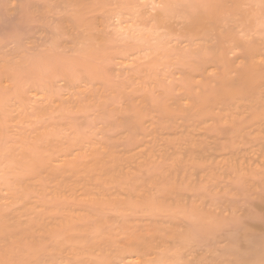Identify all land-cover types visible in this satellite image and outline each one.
Masks as SVG:
<instances>
[{
    "label": "rangeland",
    "instance_id": "rangeland-1",
    "mask_svg": "<svg viewBox=\"0 0 264 264\" xmlns=\"http://www.w3.org/2000/svg\"><path fill=\"white\" fill-rule=\"evenodd\" d=\"M116 1L117 0H109L107 2L108 5H106L103 3L104 1L102 2L101 0H98V1L97 0H81V2L84 3L83 4L84 9L82 8L83 10L81 12L82 13L81 15H80V12H77L78 10L81 11V9H78L77 11L75 9L76 13H73L72 10H74L75 7L72 6L71 12L73 13L74 18L77 19V20H74L73 15L69 16V14H72V13L68 12L70 11L68 9H70L71 7L68 8L67 4L71 6L73 3V2L71 3V1L69 3V0L68 2L67 0L66 1H63V0L62 1L61 0H0V105L4 106V107L0 106V112H1L0 115H2V117L0 116L1 118L0 120L1 121L0 122V135H1L0 136V147H1L0 156H3L2 155L3 153L1 154V152L5 153L3 156V159L0 157V164L3 163L1 164L2 167L5 166V164H7V161H8L7 157L9 156L8 153H10L9 148L11 151L14 150L13 148L15 149L18 148L17 152L22 153L25 157H28V154H29V158L41 157L43 154L49 155V156L51 155L50 156L51 159L50 157L47 156L49 159L48 165H45L44 168L40 170L39 172L40 175L38 173L37 175L38 177L36 179L35 178L32 179V177H28L26 175H25L26 177L21 178V182H19L21 187H23V185H27L31 191L26 201L21 202L22 204H20V202L18 204L8 203V201L6 200L8 199L7 193L9 189L8 187L7 188L5 187L6 186L11 187L13 184L5 185L4 183L8 181L7 184H9L12 181L14 182L15 180L12 179V176L9 174L10 172L6 171L5 167L3 171L1 170L2 168L0 169V171L4 172L3 174L4 177L0 176V185L4 186V187L2 186L0 187L1 188L0 189V193H1L0 194V212L2 213V217L3 215L6 217V218L5 217L3 218L4 220L8 219V221H10V222L7 221V224H9V228L7 229L8 231L7 234H9L10 232V234L12 233L14 235H17L15 237L13 235L11 238L10 235L5 234L4 236L6 240L4 239V236L0 238V254L2 253L1 254L2 257L0 256V258H2L0 259V262L7 263L8 261L11 264L12 261L17 260V257H19L18 258L19 261L18 260L17 261L22 262L23 258L25 259L27 255L32 254L31 251L34 247L31 245L37 243V246L39 245L42 248L44 247L43 251L45 249L46 251L49 250L48 251L49 254L50 252L52 254V252L55 251V254L54 253L52 254L53 255L52 258L56 260H58L59 258L60 259L63 258L62 261H64V263L65 261H67L68 263L71 262L70 260L68 261V259H72L73 257L77 258V254L75 252L77 251L79 252L80 248H82L83 246L80 252L83 254L85 248L86 249L89 248L86 253L84 252L85 253L84 255L85 257H88V258L90 256V259L92 258L91 261L95 259V264H103L102 262H104V264L106 263L107 264L108 263L122 264V261H123V264H129V261H131L130 264H136V263L140 264L138 262L139 261L141 262V260H138V258L139 259L141 258L142 260L145 258L146 262L144 264H150V262L151 261L153 262V260H154L153 262L154 264H162V262L163 263L165 262L164 264L166 263L172 264L173 262L174 263L176 262V264H179L181 260H182L181 261L182 263L180 264H194V263L204 264V262L205 264H212V263L213 264H217V263L218 264H237V262L240 264H243L242 262H244V264H247L249 259L252 260V258H254L253 255H252L253 257L250 258L251 254L248 255L250 251L249 252H246V251L250 250L251 247H254V246H251V243L253 242V238L255 234L257 233L255 237L256 241L260 240L261 238H264V236L261 237V235H263V232H264L263 231L264 230V227H263V224H264V212H263L264 211V135H263L264 134V112H263L264 111V81L260 82V84L255 86L252 89V91L245 92L243 90V92L241 91L242 93L239 92L238 95H236L234 98L232 97L230 100L216 98L215 93L217 91L214 92V90L218 89L219 85L223 81L224 82L234 81L237 78V76L241 74L240 71L242 72L243 71L242 69L248 65V62L253 61V64H256L257 66L259 65L261 69L264 68L263 67L264 49H262V45L264 46L263 44L264 43V33L263 34L260 33L261 29L258 32L257 30L255 32L253 28L251 29L252 34L248 33L246 30L244 31L243 28L240 29L241 26H239L238 28L237 22L236 21L233 22L234 21L233 19H228V18L227 20L221 19V17L223 16H220L218 17L219 19H217L218 24L215 27L218 29L216 30L217 32L214 31L215 33L212 32V34L209 32L210 34L205 36V38L210 37L209 40H211V43L205 38L203 39L204 41H202V38H201V39L195 40V42H192L191 40H188L189 38L182 36L180 32H178V34L174 33L172 37L170 36L171 40L167 38L168 42L166 43V46H165V48H167L166 50L165 48L164 50H156L155 48L157 47H156L154 40H152V43L154 42L153 44H155V47L151 43L142 44V42L136 41L137 39L132 38V37L130 38V36L121 37L124 34H121L120 32L119 33L121 35H119V33L116 31V28H118L116 27V24L118 25L119 22H123L124 24L125 22L126 23L130 22V20L127 19L128 21L127 20L121 21L119 18L117 19L118 16L116 14H118L119 10L115 8L117 7L118 4H121V3L119 2V0L118 2ZM135 1L137 4L141 2L140 4L145 3V4L150 5L153 2L160 3L161 0H142V1L135 0ZM163 1L164 0H162L161 2ZM178 1H181L179 7L180 6L185 7L186 4H188V2L191 0H178ZM63 2L66 5H64ZM194 2L195 1H193L192 3ZM50 5L52 7L51 9H49ZM86 6L87 8H85ZM119 6L120 5H118V8ZM61 7L62 8L64 7V9L62 10ZM148 9L146 8V10ZM150 10L151 8L149 9V11ZM182 10L183 9H181V11ZM59 11L61 12L59 13ZM64 11H67L68 13L67 12L64 13ZM115 11H118V12L116 13ZM156 12H151V13H156ZM77 13H79L78 15H80L79 16L80 18L78 17L79 20L77 18L78 16ZM58 15H61V17L63 16L64 18L62 17V20H61L60 16L57 17ZM123 17L129 18L130 16L123 15ZM177 17L176 19L174 18L172 20L173 25L175 24L177 26V27L175 26L176 29L180 28V26L182 25V23H180L182 18L180 20L179 19L180 17L178 19ZM231 20H232L231 24L232 23L236 24L235 26L232 25L231 27L234 26L235 29L238 28L242 30V31L240 30L237 31L238 33L237 36L239 37H236V38L240 39L237 41H239L240 44L241 42L244 44V42H246V40L248 39L247 40L249 41L248 44L256 43L257 45L259 43L257 46L258 47L261 46V48L259 49H261L262 53L258 52L259 54H256L255 57L251 58L249 56L246 57L247 55H244V54L242 55L241 51L243 52V49H244L243 44L241 45L238 44L239 46L235 48H229L227 49L226 52L220 47L216 46L217 39L219 40L222 37V36H220V38L218 37L221 32L223 33L222 35L227 34L228 37H230L232 34L233 36L231 37L236 36V35L234 36V33L236 32L234 27L231 28L230 27L231 24H229ZM58 22H60L61 24ZM55 23L56 25H54ZM126 23L124 26L128 25ZM57 25L59 26L61 25V26L59 27ZM263 26H264V23H261V26H257V28L258 27L262 28ZM80 27L84 29L82 30ZM245 27L246 26H244V28ZM126 28L124 27L122 29H126ZM141 28H144L143 24H141ZM51 29H54V31ZM57 30H59L60 32L59 31L57 32ZM115 31L118 34L115 33ZM160 32H163V31L161 30ZM244 32L245 33L247 32L248 34L247 33L245 34ZM254 32H255V35H254ZM75 33L76 35H78L76 36L77 38L74 37ZM229 34L231 35L229 36ZM101 35L103 38L101 37ZM56 36L59 38H57ZM99 36L102 39L100 38L98 39L97 37ZM111 36L114 38H112ZM54 37H56V39ZM54 39L56 42H54ZM81 39H83V41ZM168 39L170 40V42ZM65 40L67 43L64 42ZM72 42L75 45L72 46L73 44ZM150 44L153 46H150ZM204 44L206 45L207 48L209 47L211 49L210 50L208 48L211 55L213 54L216 55L215 53L224 52L222 59H225V62L224 60H222V63L220 65L218 63L215 64L214 61H213L214 63H211V62L208 63L209 60L207 58L211 57V55H209V57H206L205 56L206 54L201 53V51L199 50V48H201L202 45L204 46ZM191 45L192 47H190ZM151 47L152 48L154 47V48L152 49ZM55 48L57 49L59 48V50L57 51V49ZM97 49L98 51H96ZM120 49L122 52L120 51ZM214 49H216V51ZM153 50H155V53ZM167 52H170V53H167ZM68 54L70 55L67 58H70V59L66 58ZM89 54L92 56V58L90 56V58L88 59L86 57H88ZM183 54H185V56L187 57V60L185 59L183 61L181 60L184 58L182 57ZM96 55L98 56L103 55V59L99 60L98 58H96ZM134 55H138V56H134ZM62 56L65 57V59H67L66 60L67 62L65 61L64 58H62ZM45 57L47 59H45ZM54 57H56L55 59L56 61L54 60ZM201 57H203V59ZM86 60L93 64L92 65L89 64V62H87ZM155 60L158 61L159 63H157ZM73 61L77 63L73 64L74 63ZM205 61H208V62L204 63ZM226 62H229V63H226ZM207 63H208V66H207ZM222 64L223 65L225 64L224 66H226V68L230 70V73L225 75L226 81L224 77H220V75H222L221 71L224 70V66H222ZM127 65L129 67H127ZM199 67L200 69H198ZM4 68L6 69L4 70ZM217 68H220V69H217ZM7 70L9 71L5 72ZM153 70L156 72L158 71L157 72L158 74L155 73ZM18 71H19V74H18ZM45 76L47 77V80ZM150 76L152 77L149 78ZM33 81L35 83H33ZM211 94L213 96H210ZM163 102L165 103L163 104ZM165 108H167L170 112L169 113L165 112L163 110ZM260 112L262 113L260 114ZM257 115L258 116L260 115V116L258 118L257 117L255 118L254 116H257ZM158 120L161 123H159ZM252 120H255V121H252ZM139 121L141 122L143 121L142 124ZM4 122L6 125L4 124ZM227 123H231V124L229 125ZM138 124L140 125L138 126ZM212 126L215 129L212 128ZM45 136H48L49 138ZM47 138H48V141H47ZM38 141L40 142L37 143ZM3 143L5 144L4 146L6 145L7 146L4 147ZM224 145H226V147ZM228 145L230 146L228 147ZM34 149L35 151L38 149L39 150L35 152ZM44 150L45 152H43ZM47 150L49 152H47ZM30 152L31 154L36 153V156L35 155L34 157L33 155L31 156ZM2 160H7V161H2ZM62 161H65V162L67 161V162L65 163ZM4 162L6 163L4 164ZM233 165H234V168L231 167ZM68 166H72V168L70 167L71 168L70 169ZM67 167L70 169V171ZM147 168L149 170H147ZM153 169L156 170L155 173ZM46 170H49V173ZM150 171H152L153 174L150 173ZM2 172L0 173V175L2 174ZM91 173H92V176H91ZM253 173L257 175V177H255ZM148 174H151V175H148ZM1 178H3L2 179L3 181L1 180ZM122 178L124 179L125 182L122 180ZM127 179L130 182L127 181ZM167 179L169 180V182L166 181ZM248 180L249 182L250 181L252 182L249 183ZM140 181L141 183L139 184L138 182ZM117 183H119L120 185H118ZM112 184L116 187H114ZM134 184L135 186H133ZM107 185H108V188H107ZM111 185L112 187H110ZM123 185L124 187H120ZM125 185H127L126 188H125ZM152 185L153 186L155 185V186L153 187ZM89 187H91V189ZM197 187L198 188L200 187V188L198 189ZM86 188H88L89 190ZM136 188H138L137 189L138 191H135ZM193 188L194 189L197 188V191L198 190L201 191L202 189V191L197 192ZM106 189L107 190L110 189L108 190L109 192ZM81 191H85V193L84 192L81 193ZM128 191H129V194H128ZM133 191H135L136 194L133 193ZM130 192H132L133 194ZM146 192L150 194L149 197ZM154 193L156 196L154 195ZM37 195L39 196L41 195V196L38 197ZM117 195H121V196L118 197ZM137 195H139V197ZM145 195H147V198ZM150 197H152L153 199H151ZM176 197H178V199ZM119 198L122 199L123 202ZM39 199L40 200L42 199V200L40 201ZM105 199L106 201H108L107 203L104 202ZM143 199H144L143 202L140 201ZM147 199L151 203L149 201L145 202V200L147 201ZM54 200L56 203H54ZM136 200H138V202L134 203ZM176 200L177 201L180 200V201L177 202ZM87 201L88 202L90 201V202L88 203ZM44 202H45V205H44ZM48 202H49V205L50 203L51 204L53 203V204L49 206ZM103 202L105 205L107 204L106 206H108L111 211L115 210L116 212L117 211L118 212L117 213L113 212L114 214H112L111 212H109V210H107L108 207L103 205L104 207H106L104 208L102 206ZM64 203L67 205V207L65 206ZM85 203H88V205L86 204L87 205L86 206ZM150 204L151 206L153 204L155 205L152 208L151 206H148ZM161 204L163 207L161 206ZM176 204L178 205V207L175 206ZM5 205H6V210L4 207ZM23 205L24 207H22ZM61 205L62 207L64 206L62 208V211L59 207ZM69 205L70 206L72 205V206L70 207ZM97 205H99V207ZM114 205L118 206L117 209H116V206L114 207ZM12 206H14L13 207L14 209H12ZM16 206L17 208H15ZM27 206L29 207L30 211L28 210ZM45 206L46 207L48 206V208H46ZM101 207L107 210L105 212L107 216L108 214L111 213L110 217H107L104 214V212H102ZM145 207L149 211L144 209ZM8 208H10L11 210L8 211ZM126 208L128 209L123 211V209H126ZM132 208H134V210H132ZM142 208L143 210L148 211V213L146 211L143 212V210H141ZM52 209L53 211H51ZM85 209H88L89 211ZM104 209L103 211H105ZM63 210H64V213H63ZM183 210L186 212V214L188 212H192L193 210L194 212L192 214L189 213L191 214L189 218L188 217L189 214H187L186 216ZM195 210H200L201 212L195 211ZM34 211H36L37 214ZM94 211H96V213L97 212L99 213L100 211V213L94 214L93 213ZM127 211L129 212V214ZM169 211H172V213L171 212L169 213ZM32 212L34 214H32ZM49 212H52V215ZM90 212H92L93 214ZM142 212H143V215H141ZM150 212L152 213L150 214ZM195 212H199L203 219L200 218V215H198L199 213L197 214ZM14 213H18V214L14 215ZM70 213L71 215L68 216ZM101 213L104 214L101 216L103 217L106 216V218L99 216ZM35 214L38 216H36ZM53 214H57V217ZM82 214L84 218L82 217ZM156 214L160 215V217H158L159 219H157V217L156 219H153V217L156 216ZM193 214H196V215H193ZM179 215H181L183 218L181 219L180 218L181 216ZM98 216L100 217V219H98L99 218ZM135 216H138V217L141 216V218H138V217L136 218ZM145 216L146 217L150 216L152 218L151 219L150 217L146 218ZM192 216L196 217L199 220H195L196 218L193 219ZM28 217L30 218V220H27ZM68 217H70L69 218L71 220L70 223H68L69 222V219H67ZM86 217L92 219L93 221L91 220L92 222L90 224H86L87 221H85V223L83 222L82 223L83 225H82L81 220L83 221L84 219L86 220L87 219ZM112 217H114V219H112ZM169 217L171 218L169 219ZM10 218L11 220L13 219L14 222H11ZM125 218H128V219H125ZM177 218L179 220L181 219L180 220L181 222ZM188 218L190 219L189 221H191L192 219L195 220L194 222L196 223V225L195 223H188L189 222ZM14 219L18 221H15ZM109 219L111 221H109ZM184 219H186L187 221ZM201 219L204 221V223L203 221L201 222ZM20 220H22L21 223H20ZM75 220L78 224H76ZM87 220L90 222L89 219ZM32 221L37 225H35ZM39 221L43 224L47 223L48 221L49 222L45 224V226H43V224H41ZM29 222H31L30 224L32 227L28 226ZM110 222H112L113 226ZM127 222H128L127 228H125V226H121L123 224L127 226ZM148 222L150 223L149 226H148ZM205 222L206 224L208 223V227H206ZM93 223H95L94 225L95 227H97V229L93 227ZM40 224L42 226H40ZM85 224L86 226H84ZM260 224L262 225L260 226ZM54 225L57 228L53 227ZM62 225L64 226V228L67 225L64 231H63L64 228ZM77 225H78V228H77ZM105 226H107L110 229H107V227ZM137 226L138 228H136ZM185 226H188V227H185ZM192 226H195V227H192ZM45 227L47 228V230ZM98 227L102 229H99ZM148 227H151V230ZM73 228H75L76 230ZM189 228H191L192 230L191 233H188V231L190 232V230H187ZM57 229H59V231H57ZM15 230L17 231V233ZM78 230L81 233H79ZM108 230H110L111 234L109 233ZM152 230H153V233H152ZM168 230L170 231V233L168 232ZM89 231H92V233H89ZM260 231L262 232L260 233ZM5 232L6 231H4L2 234H4ZM13 232H15L16 234ZM18 232H21V234ZM58 232L59 234L61 232V234L59 235ZM69 232L73 234L71 235ZM144 232L146 233V235ZM104 233L109 234L110 238L109 236L107 237V235H105ZM167 233L169 236H167ZM251 233L253 235H250ZM258 233L259 235L260 234L261 235L259 236ZM28 234L30 237H28ZM43 234H45V236ZM49 234H51L52 238L50 237ZM91 234L94 236L96 235L95 237L98 236L97 237L98 240L97 238L93 236L95 240L91 241V238L93 239ZM187 234L189 235L191 234V235L188 236ZM233 234L236 237H234ZM78 235L79 236L81 235L82 237H84L85 240H83L82 237L79 238ZM130 235L133 240L130 238ZM159 235L162 238H160ZM176 235L177 236L179 235V236L177 237ZM32 236L34 237L32 238ZM57 236L58 237L60 236V237L58 238ZM101 236L103 238H101ZM231 237L232 238L234 237V239H237V240L233 241ZM46 238L48 241L46 240ZM104 238H108V239L112 238V240H108V239L105 240ZM174 238L175 240L179 239L180 242H178L179 240H176V243H175ZM239 238L242 240L238 241ZM246 238H248V240ZM251 238H252L251 240L252 242L249 241ZM257 238L259 239L257 240ZM118 239H120L121 242L122 243L124 242V243L122 244L120 240ZM128 239L130 241H128ZM35 240L37 242H35ZM41 240L42 242L40 244ZM64 240L65 242H67L66 245H65ZM104 240L106 242H104ZM116 240H118V243L120 244H118ZM229 240H231L232 243L227 244V241L231 242ZM1 241L4 244H2ZM44 241L46 243L45 245H42ZM95 241H96V244H95ZM110 241H111V244H110ZM184 241L187 244H184L185 243ZM256 241L254 243H256ZM5 242L7 245L5 244ZM17 242L19 245H17ZM69 242L72 245L68 244ZM73 242L74 244H76L75 246L73 245ZM90 242H93V244L91 245ZM171 242H174L173 245ZM12 243L14 244L13 249H12L13 247ZM88 243L91 246L88 245ZM244 243L246 245H243ZM53 245L55 246L53 247ZM111 245L114 247H112ZM183 245L186 247H183ZM232 245L237 247V249L231 247ZM19 246H20V251L18 248ZM34 246L36 248V245ZM108 246L109 247L111 246L112 248L109 249ZM172 246L175 248H173ZM70 247L73 248V250H71ZM178 247L179 248L181 247L180 251ZM9 248L12 249V252L11 250H9ZM239 248L243 250L247 254L246 256H248L249 258H247L246 256L243 257L244 252L240 251ZM6 249L8 253L4 252L6 251ZM57 249L59 251L61 250L60 252L63 251L60 254L62 256L58 257L59 254H57L56 252L58 253L60 252L57 251ZM245 249L247 250L245 251ZM1 250H4V251H1ZM167 250L168 251L170 250L172 252L170 251L167 252ZM232 250H235V251H232ZM254 250H256V248ZM23 251L25 253H23ZM99 251H101L100 254H99ZM164 251L167 252L166 255ZM36 252H37V249H36ZM178 252H180L182 256L180 253L178 254ZM81 253H79V255H81ZM162 253L164 255H162ZM168 253L170 254L171 258L167 257L169 255ZM250 253H253V252H250ZM8 254L9 255L13 254V256L11 255L13 258L16 256L15 259L10 257ZM68 254L70 256H68ZM75 254L76 256H74ZM160 254L162 257L160 256ZM172 254H174L175 257L174 255L172 256ZM258 254L261 255V253H258ZM21 255L23 256L26 255V256L22 257ZM140 255L142 257H140ZM143 255H144V258H143ZM41 256L48 257L49 255L45 256L41 254ZM81 256L84 259H86L83 255ZM132 257H135L137 262L135 261V258H133L134 259L133 260ZM3 258L5 259V261ZM74 258L72 260H76ZM102 258L104 259V261ZM151 258H153V260ZM145 259L143 260V262L145 261ZM79 261H82L84 264L86 262H87L86 264H89L88 261L90 260L86 259V261L85 260L83 261V259L82 260L80 259ZM79 261L77 262L78 264H83V263H79ZM133 261L134 263H132ZM250 261L248 264H253ZM255 261L258 264H264V260L262 261L261 258L260 259L256 258ZM73 263L75 264V262ZM90 263L94 264V262H90ZM0 264H4V263H0Z\"/></svg>",
    "mask_w": 264,
    "mask_h": 264
},
{
    "label": "bare ground",
    "instance_id": "bare-ground-1",
    "mask_svg": "<svg viewBox=\"0 0 264 264\" xmlns=\"http://www.w3.org/2000/svg\"><path fill=\"white\" fill-rule=\"evenodd\" d=\"M62 1V0H61ZM63 1H66V0H63ZM70 1H71V3H72V5L70 6L69 4H67V7L69 8V7H71L70 9H68V10H70V11H68V12H70V13H76V11L78 10V9H81V11H77V12H80V15L82 14L81 12H82V10L84 9L83 8V4L84 3H82L81 2V0H69V3H70ZM98 1V0H97ZM104 4H106V5H108V1L109 0H101ZM142 1V0H141ZM162 1V0H161ZM160 1V2H161ZM193 1H195L194 3H192ZM191 1H189L188 2V4H186V6L184 7V6H180L179 7V5H180V2L181 1H178V0H164L163 2L164 3H166V4H168V5H170V7L167 9V11L166 12H161L160 10H158L156 13H151V12H153L152 10H150L149 11V9L148 10H146V8H144V7H142V5H144V4H137L136 3V1L135 0H119V2L121 3V4H118V5H120L119 6V8H118V5H117V7L115 8V9H117V10H119V12L118 11H115L116 13L118 12V14H116L117 16V19L119 18L121 21H126L127 19L128 20H130V22H125L126 24H128L127 26H124L125 25V23L123 24V22H119V20H118V22H119V24L117 25L116 24V27H118V28H116V31L119 33L120 32V30L122 29V28H126V29H123V32H120L121 34H124V35H122L121 37H129L130 36V38L132 37V38H135V39H137L136 41H139V42H142V44L143 43H151V44H153L154 42H155V44H156V47L157 48H155L156 50H164V48H165V46H166V43L168 42L167 41V38H169L170 39V36L172 37V35L174 34V33H177L178 34V32H180V34L182 35V36H185V37H187V38H189L188 40H191L192 42H195V40H197V39H201L202 38V41H204L203 39L205 38V36L206 35H209L210 33L212 34V32L213 33H215L214 31H216V30H218L217 28H215L216 27V25L218 24L217 22H218V20L217 19H219L218 17H220V16H223V17H221V19H226L227 20V18L228 19H233L234 21L233 22H237V26H238V28H239V26H241L240 27V29H244V31L246 30L248 33H251L252 34V31H251V29L253 28V30H255V32H256V30H257V32L260 30V33L261 34H263L264 32H262V31H264V26L261 28H257V26H261V23H264V0H191ZM50 2V1H49ZM67 2H68V0H67ZM85 2V1H84ZM116 2H118V0L116 1ZM144 2V1H143ZM146 2V1H145ZM153 2V1H152ZM66 3V2H65ZM91 3V2H90ZM99 3V2H98ZM149 3V2H148ZM50 4V3H49ZM63 4H64V2H63ZM109 4H111V3H109ZM64 5H66V4H64ZM63 5V6H64ZM96 5V4H95ZM72 6H74L75 8H74V10H72ZM49 7V6H48ZM90 7V6H89ZM107 7V6H106ZM109 7H111V6H109ZM115 7V6H114ZM52 7H51V5H50V7H49V9H51ZM53 8H54V6H53ZM62 8V7H61ZM83 8V9H82ZM85 8H87V6L85 7ZM47 9V8H46ZM64 9V7L62 8V10ZM75 9H76V11H75ZM126 9V10H125ZM181 9H183L182 11H181ZM54 10V9H53ZM66 10V9H65ZM71 10H72V12H71ZM97 10V9H96ZM106 10V9H105ZM50 11V10H49ZM61 11H59V13H60ZM63 12V11H62ZM65 12H67V11H64V13ZM67 12V13H68ZM73 13L72 14H69V16L70 15H73ZM102 13V12H101ZM109 13V12H108ZM58 14V13H57ZM79 13H77V15H78ZM97 14V13H96ZM62 15V14H61ZM61 15H58L57 17H61ZM76 15V14H75ZM76 15V16H77ZM80 15H78L77 16V18L80 16ZM123 15H128V16H130L129 18H125V17H123ZM67 16V15H66ZM68 16V17H69ZM75 16V17H76ZM83 16V15H82ZM85 16V15H84ZM178 16V17H177ZM63 17V16H62ZM62 17H61V20H62ZM176 17H177V19L179 18L180 20H181V18H182V20H181V22L180 23H182V25L180 26V28H175V24L173 25V22H172V20L175 18L176 19ZM64 18V17H63ZM72 18V17H71ZM73 18H74V15H73ZM80 18V17H79ZM79 18H78V20H79ZM111 18V17H110ZM109 18V19H110ZM123 18H125V19H123ZM54 19V18H53ZM56 19V18H55ZM95 19V18H94ZM115 19V18H114ZM57 20V19H56ZM74 20H77L76 18H74ZM106 20V19H105ZM127 20V21H128ZM86 21V20H85ZM84 21V22H85ZM107 21V20H106ZM140 21V22H139ZM223 21V20H222ZM51 22V21H50ZM76 22V21H75ZM74 22V23H75ZM81 22V21H80ZM83 22V21H82ZM88 22V21H87ZM92 22H93V20H92ZM224 22H226V21H224ZM223 22V23H224ZM231 22H232V20L230 21V23L229 24H231ZM58 23H60V22H58ZM64 23V22H63ZM78 23V22H77ZM102 23H104V22H102ZM101 23V24H102ZM117 23V22H116ZM52 24V23H51ZM61 24V23H60ZM73 24V23H72ZM141 24H143V27L144 28H141ZM226 24V23H225ZM54 25H56V23L54 24ZM95 25V24H94ZM232 25H236L235 23H232L231 25H230V27L232 26ZM52 26V25H51ZM57 26H59V25H57ZM61 26V25H60ZM59 26V27H60ZM69 26V25H68ZM81 26V25H80ZM82 26H84V25H82ZM100 26V25H99ZM233 26V27H234ZM237 26H236V28H237ZM244 26H246L245 28H247V29H245L244 28ZM77 27V26H76ZM90 27V26H89ZM94 27V26H93ZM177 27V26H176ZM233 27H231V28H233ZM58 28V27H57ZM63 28V27H62ZM81 28V27H80ZM225 28V27H224ZM223 28V29H224ZM235 29V27H234V29H235V33H234V36L235 37H231V36H233V34L231 35V34H229V36L230 37H228L227 36V34L226 35H222L223 33L221 32H218V33H220V35L218 36L219 38H220V36H222L221 37V39H217V43H216V46L217 47H220L221 49H223L225 52L227 51V49H229V48H235V47H237V46H239L238 44H240V42L239 41H237V40H240V39H238V38H236V37H239V36H237L238 35V33H237V31L238 30H240V29ZM254 28H256V29H254ZM82 29V28H81ZM84 29V28H83ZM82 29V30H83ZM104 29V28H103ZM263 29V30H262ZM51 30H53L54 31V29H51ZM59 30H60V28H59ZM59 30H57V32L59 31ZM66 30V29H65ZM81 30V31H82ZM111 30V29H110ZM125 30V31H124ZM163 31V32H160V31ZM220 30V29H219ZM86 31V30H85ZM87 31H89V30H87ZM101 31H102V29H101ZM104 31V30H103ZM115 31V33H117ZM240 31H242V30H240ZM60 32V31H59ZM62 32V31H61ZM80 32V31H79ZM210 32V33H209ZM217 32V31H216ZM246 32V33H247ZM255 32H254V35H255ZM106 33V32H105ZM117 33V34H118ZM119 33V35H121ZM217 33V34H218ZM237 33V34H236ZM240 33V32H239ZM243 33V32H242ZM245 33V32H244ZM245 33V34H246ZM247 33V34H248ZM259 33V34H260ZM78 34V33H77ZM90 34V33H89ZM97 34V33H96ZM179 34V35H180ZM56 35V34H55ZM66 35V34H65ZM75 36L74 37H76V36H78V35H76V33L74 34ZM86 35V34H85ZM105 35V34H104ZM114 35V34H113ZM176 35V34H175ZM178 35V36H179ZM54 36V35H53ZM63 36V35H62ZM67 36H69V35H67ZM96 36H98V35H96ZM109 36V35H108ZM247 36V35H246ZM250 36V35H249ZM257 36V35H256ZM57 37V36H56ZM56 37H54L55 39H56ZM90 37V36H89ZM101 37H102V35H101ZM112 37V36H111ZM119 37V36H118ZM243 37V36H242ZM57 38H59V37H57ZM61 38V37H60ZM77 38V37H76ZM86 38V37H85ZM91 38V37H90ZM98 39L100 38V36L99 37H97ZM103 38V37H102ZM102 38H100V39H102ZM112 38H114V37H112ZM214 38V37H213ZM212 38V39H213ZM259 38V37H258ZM55 39H54V42H56L55 41ZM80 39V38H79ZM122 39V38H121ZM166 39V40H165ZM168 39V40H169ZM205 39H207L208 41H210V43H211V40H209L210 39V37H206ZM74 40V39H73ZM82 41H83V39H81ZM106 40V39H105ZM118 40V39H117ZM131 40V39H130ZM152 40H154V42L152 43ZM171 40V39H170ZM170 40H169V42H170ZM183 40V39H182ZM214 40V39H213ZM244 40V39H243ZM248 40V39H247ZM246 40V42H244V44L241 42V44H243L244 46H243V52L241 51V53H242V55L244 54V55H247L246 57H251V58H253V57H255V55L256 54H259L258 52H260V53H262L261 52V49H259V48H261V46L260 47H258L257 45L259 44H257L256 45V43L254 44H248V42L249 41H247ZM58 41V40H57ZM72 41V40H71ZM151 41V42H150ZM59 42V41H58ZM64 42H66V40L64 41ZM100 42V41H99ZM103 42V41H102ZM174 42V41H173ZM178 42V41H177ZM213 42V41H212ZM251 42V41H250ZM60 43V42H59ZM67 43V42H66ZM73 43V42H72ZM71 43V44H72ZM84 43H85V41H84ZM97 43V42H96ZM188 43V42H187ZM219 43V44H218ZM56 44V43H55ZM150 44V46H153L154 45V47H155V44H153V45H151ZM171 44V43H170ZM191 44H193V43H191ZM207 44H208V42H207ZM240 44V45H241ZM264 44V43H263ZM60 45V44H59ZM64 45V44H63ZM68 45V44H67ZM73 45H75L74 43L72 44V46ZM93 45V44H92ZM107 45V44H106ZM215 45V44H214ZM72 46H70V47H72ZM79 46V45H78ZM95 46V45H94ZM148 46H149V44H148ZM56 47V46H55ZM59 47V46H58ZM65 47V46H64ZM69 47V48H70ZM91 47V46H90ZM89 47V48H90ZM153 47V48H154ZM161 47V48H160ZM171 47V46H170ZM190 47H192V45L190 46ZM203 47V48H202ZM216 47V48H217ZM54 48V47H53ZM88 48V49H89ZM145 48V47H144ZM152 48V47H151ZM152 48V49H153ZM159 48V49H158ZM187 48H188V46H187ZM196 48V47H195ZM209 48V47H208ZM208 48L206 47V45L204 44V46L202 45L201 46V48H199V50L201 51V53H205L206 55V57H209V55H211V53H210V51L208 50ZM215 48V47H214ZM55 49H57V48H55ZM85 49V48H84ZM96 49V48H95ZM167 48H165V50H166ZM186 49V48H185ZM210 49V48H209ZM262 49H264V46L262 45ZM54 50V49H53ZM59 50V48L57 49V51ZM63 50V49H62ZM107 50V49H106ZM137 50V49H136ZM135 50V51H136ZM184 50V49H183ZM211 50V49H210ZM215 51H216V49H214ZM218 50V49H217ZM231 50V49H230ZM87 51V50H86ZM96 51H98V49L96 50ZM120 51H121V49H120ZM146 51V50H145ZM154 51V53H155V50H153ZM195 51V50H194ZM198 51V50H197ZM221 51V50H220ZM239 51V50H238ZM56 52V51H55ZM85 52V51H84ZM100 52V51H99ZM102 52V51H101ZM122 52V51H121ZM125 52V51H124ZM129 52V51H128ZM166 52V51H165ZM165 52H163V53H165ZM184 52V51H183ZM58 53V52H57ZM69 53H70V51H69ZM167 53H170V52H167ZM232 53V52H231ZM236 53V52H235ZM240 53V52H239ZM53 54H55V53H53ZM52 54V55H53ZM91 54V53H90ZM88 55V57H86V55H85V57L86 58H90V56L91 55ZM101 54V53H100ZM105 54V53H104ZM158 54H160V53H158ZM216 55H211V57H209V58H207L208 60H209V62L208 61H205L204 63H206V62H208V63H214L215 62V64H221L222 63V60H224V62H225V59H222V56H223V54H224V52H219V53H215ZM226 54V53H225ZM67 55V54H66ZM65 55V56H66ZM69 55L70 54H68V56H66V58L67 57H69ZM147 55V54H146ZM156 55V54H155ZM164 55H166V54H164ZM168 55H170V54H168ZM184 55V56H183ZM182 55V57H184L183 59H181L182 61L185 59V60H187V57L185 56V54H183ZM198 55H199V53H198ZM201 55V54H200ZM240 55V54H239ZM72 56V55H71ZM75 56V55H74ZM98 55H96V58H98L99 60H102L103 59V55L102 56H98ZM117 56V55H116ZM134 56H138V55H134ZM157 56V55H156ZM155 56V57H156ZM189 56V55H188ZM229 56V55H228ZM59 57H61V56H59ZM94 57V56H93ZM123 57V56H122ZM158 57V56H157ZM168 57V56H167ZM232 57V56H231ZM236 57V56H235ZM50 58V57H49ZM62 58H64L65 59V57H63L62 56ZM76 58V57H75ZM91 58H92V56H91ZM105 58V57H104ZM138 58V57H137ZM144 58V57H143ZM147 58V57H146ZM193 58V57H192ZM202 59H203V57H201ZM45 59H47L46 57H45ZM56 59V57H54V60ZM63 59V60H64ZM67 59H70V58H67ZM67 59H65V61L67 60ZM82 59V58H81ZM196 59V58H195ZM201 59V60H202ZM206 59V58H205ZM204 59V60H205ZM212 59V60H211ZM228 59V58H227ZM235 59V58H234ZM263 59V58H262ZM27 60V59H26ZM35 60V59H34ZM42 60V59H41ZM59 60V59H58ZM96 60V59H95ZM109 60V59H108ZM173 60V59H172ZM29 61H30V59H29ZM32 61V60H31ZM36 61V60H35ZM56 61V60H55ZM62 61V60H61ZM65 61H64V63H65ZM77 61V60H76ZM87 61V60H86ZM156 61V60H155ZM160 61H162V60H160ZM174 61V60H173ZM199 61V60H198ZM203 61V60H202ZM214 61V62H213ZM234 61V60H233ZM8 62H10V61H8ZM7 62V63H8ZM25 62H27V61H25ZM40 62V61H39ZM48 62V61H47ZM49 62H50V60H49ZM52 62V61H51ZM67 62V61H66ZM74 62V61H73ZM85 62V61H84ZM87 62H89V61H87ZM97 62H99V61H97ZM157 63H159L158 61H156ZM155 62V63H156ZM167 62V61H166ZM189 62V61H188ZM5 63V62H4ZM45 63V62H44ZM55 63V62H54ZM63 63V62H62ZM75 63H77V62H74L73 64H75ZM82 63V62H81ZM86 63V62H85ZM84 63V64H85ZM152 63V62H151ZM155 63H153V64H155ZM156 63V64H157ZM180 63V62H179ZM200 63V62H199ZM203 63V62H202ZM208 63H207V66H208ZM226 63H229V62H226ZM245 63H246V61H245ZM10 64V63H9ZM56 64V63H55ZM61 64V63H60ZM80 64V63H79ZM89 64H93V63H90L89 62ZM96 64V63H95ZM115 64V63H114ZM35 65V64H34ZM41 65V64H40ZM54 65V64H53ZM201 65V64H200ZM212 65V64H211ZM225 65V64H224ZM223 64H222V66H224ZM73 66V65H72ZM98 66V65H97ZM157 66H159V65H157ZM210 66V65H209ZM228 66V65H227ZM238 66V65H237ZM59 67V66H58ZM84 67V66H83ZM91 67V66H90ZM125 67V66H124ZM127 67H129L128 65H127ZM246 67V68H245ZM242 70V72L240 71V75L239 76H237V80L235 79L234 81H232V82H228V81H226V79H225V75L226 74H228V73H230V70H228V68H226V66H224V70L223 71H221L222 73V75H220V77H224V79H225V81L226 82H222L220 85H219V83H220V81H219V83H218V85H219V88L218 89H216V90H214V92H216L215 93V97L216 98H222V99H227V100H230L232 97L234 98L236 95H238L239 94V92H243V90L245 91V92H250V91H252V89L255 87V86H257L258 84H260V82H263L264 81V68L263 69H261V67H259V65L257 66L256 64H253V61L252 62H248V65L247 66H245ZM263 67H264V65H263ZM3 68V67H2ZM39 68V67H38ZM46 68V67H45ZM6 68H4V70H5ZM17 69V68H16ZM41 69V68H40ZM52 69V68H51ZM64 69V68H63ZM107 69V68H106ZM198 69H200V67L198 68ZM206 69V68H205ZM217 69H220V68H217ZM13 70V69H12ZM95 70V69H94ZM113 70H114V68H113ZM154 70H155V68H154ZM153 70V71H154ZM9 70H7V71H5V72H8ZM85 71V70H84ZM90 71V70H89ZM98 71V70H97ZM104 71V70H103ZM122 71V70H121ZM148 71V70H147ZM166 71V70H165ZM220 71V70H219ZM49 72V71H48ZM155 73H157L156 71H154ZM188 72V71H187ZM217 72V71H216ZM2 73V72H1ZM150 73V72H149ZM161 73V72H160ZM201 73V72H200ZM218 73V72H217ZM220 73V72H219ZM235 73V72H234ZM238 73V72H237ZM9 74H10V72H9ZM18 74H19V71H18ZM49 74V73H48ZM53 74V73H52ZM158 74V73H157ZM12 75V74H11ZM131 75V74H130ZM214 75V74H213ZM231 75V74H230ZM6 76V75H5ZM8 76H10V75H8ZM100 76V75H99ZM118 76V75H117ZM145 76V75H144ZM234 76V75H233ZM16 77V76H15ZM46 77V76H45ZM152 76H150L149 78H151ZM184 77V76H183ZM56 78V77H55ZM62 78V77H61ZM121 78V77H120ZM235 78V77H234ZM220 79V78H219ZM233 79V78H232ZM46 80H47V77H46ZM50 80H51V78H50ZM143 80V79H142ZM194 80V79H193ZM214 80H215V78H214ZM62 81V80H61ZM127 81V80H126ZM212 81V80H211ZM210 81V82H211ZM231 81V80H230ZM42 82V81H41ZM51 82V81H50ZM121 82V81H120ZM150 82V81H149ZM209 82V83H210ZM217 82V81H216ZM33 83H35L34 81H33ZM55 83H56V81H55ZM57 83H58V81H57ZM79 83V82H78ZM205 83V82H204ZM203 84V83H202ZM216 84V83H215ZM34 85V84H33ZM46 85V84H45ZM48 85V84H47ZM212 85V84H211ZM22 86H24V85H22ZM36 86V85H35ZM52 86V85H51ZM57 86V85H56ZM156 86V85H155ZM216 86V85H215ZM27 87V86H26ZM39 87V86H38ZM47 87V86H46ZM122 87V86H121ZM203 87V86H202ZM208 87V86H207ZM212 87V86H211ZM211 87H209V88H211ZM25 88V87H24ZM58 88H60V87H58ZM123 88V87H122ZM151 88V87H150ZM170 88V87H169ZM29 89V88H28ZM42 89V88H41ZM44 89V88H43ZM167 89V88H166ZM2 90V89H1ZM20 90V89H19ZM22 91V90H21ZM4 92V91H3ZM10 92V91H9ZM13 92V91H12ZM18 92V91H17ZM43 92V91H42ZM52 92H54V91H52ZM211 92V91H210ZM241 92V93H242ZM244 92V93H245ZM30 93V92H29ZM32 93V92H31ZM252 93V92H251ZM213 94V93H212ZM210 95V96H213V95ZM33 95V94H32ZM57 95V94H56ZM165 95V94H164ZM48 96V95H47ZM208 97V96H207ZM52 98V97H51ZM157 99V98H156ZM206 99V98H205ZM209 99H211V98H209ZM49 100V99H48ZM168 100V99H167ZM216 100V99H215ZM8 101V100H7ZM51 101V100H50ZM207 101V100H206ZM220 101V100H219ZM6 102V101H5ZM15 102V101H14ZM167 102V101H166ZM216 102V101H215ZM10 103V102H9ZM165 102H163V104H164ZM197 103V102H196ZM214 103V102H213ZM2 104H4V103H2ZM37 104V103H36ZM204 104V103H203ZM8 105V104H7ZM11 105V104H10ZM1 106V105H0ZM197 106V105H196ZM1 107H4V106H1ZM33 107V106H32ZM41 107V106H40ZM34 108V107H33ZM36 108V107H35ZM34 110V109H33ZM165 112H170L167 108H165V109H163ZM3 111H5V110H3ZM264 112V111H263ZM1 113V112H0ZM4 113V112H3ZM10 113H11V111H10ZM138 113V112H137ZM262 112H260V114H261ZM25 115V114H24ZM136 115V114H135ZM1 117H2V115H0ZM3 116H4V114H3ZM23 116V115H22ZM31 116V115H30ZM46 116V115H45ZM162 116V115H161ZM260 116V115H259ZM258 115L257 116H254L255 118L257 117H259ZM136 117V116H135ZM143 118V117H142ZM141 118V119H142ZM166 118V117H165ZM195 118V117H194ZM241 118V117H240ZM31 119V118H30ZM136 119H138V118H136ZM158 119H160V118H158ZM163 119V118H162ZM237 119H238V117H237ZM253 119V118H252ZM0 120H1V118H0ZM7 120H8V118H7ZM199 120H200V118H199ZM235 120H236V118H235ZM242 120V119H241ZM240 120V121H241ZM255 120H257V119H255ZM255 120H252V121H255ZM6 121V120H5ZM159 121V120H158ZM183 121V120H182ZM237 121H239V120H237ZM1 122V121H0ZM141 124H142V122L141 121H139ZM187 122V121H186ZM213 122H215V121H213ZM14 123V122H13ZM159 123H161L160 121H159ZM233 123V122H232ZM4 124H5V122H4ZM19 124V123H18ZM174 124V123H173ZM227 124H231V123H227ZM6 125V124H5ZM140 124H138V126H139ZM159 126V125H158ZM232 126H233V124H232ZM240 126V125H239ZM2 127V126H1ZM211 127V126H210ZM245 127H246V125H245ZM212 128H214L213 126H212ZM237 128H238V126H237ZM172 129V128H171ZM215 129V128H214ZM233 129V128H232ZM7 130V129H6ZM236 130V129H235ZM167 131H169V130H167ZM172 131V130H171ZM212 131V130H211ZM230 131H231V129H230ZM2 132V131H1ZM8 132V131H7ZM240 132V131H239ZM53 133V132H52ZM231 133V132H230ZM233 133H235V132H233ZM248 133V132H247ZM246 133V134H247ZM9 134V133H8ZM49 134V133H48ZM47 134V135H48ZM61 134V133H60ZM57 135V134H56ZM239 135V134H238ZM264 135V134H263ZM1 136V135H0ZM248 136V135H247ZM7 137V136H6ZM45 137H48V136H45ZM231 137H233V136H231ZM245 137V136H244ZM9 138V137H8ZM49 138V137H48ZM48 138H47V141H48ZM187 138V137H186ZM3 139V138H2ZM10 139V138H9ZM72 139V138H71ZM86 139V138H85ZM231 139V138H230ZM46 140V139H45ZM44 140V141H45ZM76 140V139H75ZM85 141V140H84ZM245 141V140H244ZM18 142V141H17ZM40 141H38L37 143H39ZM71 142V141H70ZM231 142V141H230ZM243 142V141H242ZM246 142V141H245ZM244 142V143H245ZM33 143V142H32ZM46 143V142H45ZM251 143V142H250ZM19 144V143H18ZM199 144V143H198ZM243 144V143H242ZM5 144L3 143V146H4ZM27 145H29V144H27ZM46 145V144H45ZM189 145V144H188ZM2 146V147H3ZM7 146V145H6ZM6 146H4V147H6ZM225 147H226V145H224ZM230 145H228V147H229ZM232 146V145H231ZM245 146V145H244ZM249 146V145H248ZM32 147V146H31ZM30 147V148H31ZM1 148V147H0ZM30 148H29V150H30ZM74 148V147H73ZM231 148V147H230ZM12 149V148H11ZM14 149V150H13ZM12 150L13 151H11L10 150V148H9V151H10V153H8V161L7 160H2V161H7V164H5L6 162H4V164H5V166H3L2 167V165L1 164H3V163H1L0 165V169L3 171V169H5L6 168V171H9L10 173V175L12 176V179L13 180H15L14 182L12 181V182H10L9 184H7V182L8 181H6L4 184L5 185H12L11 187L10 186H6L5 188H7L8 187V193H7V198L8 199H6L7 201H8V203H14V204H18L19 202H20V204H22L21 202H24V201H26V199L28 198V195H30V189L28 188V186L27 185H23V187H21V185H20V183L19 182H21V178H24V177H26V176H28V177H32V179L33 178H37L38 176V173L40 172V170L42 169V168H44V166L45 165H48V157H50L49 155H42L41 157H34V155L36 156V153H34V154H31V152H33V151H31L30 152V154H31V156L33 155V157L34 158H29V154H28V157H25L22 153H19V152H17V149H15V148H13ZM20 149V148H19ZM36 149H37V147H36ZM146 149V148H145ZM8 150V149H7ZM23 150V149H22ZM21 150V151H22ZM39 150V149H38ZM38 150H36V151H38ZM65 150V149H64ZM67 150V149H66ZM72 150V149H71ZM263 150V149H262ZM27 151V150H26ZM34 151H35V149H34ZM35 151V152H36ZM6 152H8V151H6ZM43 152H45V150L43 151ZM47 152H49L48 150H47ZM3 153V154H2ZM1 154L4 156V152H1ZM38 155V154H37ZM3 156H0L2 159H3ZM27 156V155H26ZM48 156V157H47ZM257 157V156H256ZM28 158V159H27ZM50 159H51V157H50ZM63 159V158H62ZM81 159V158H80ZM98 159V158H97ZM60 160V159H59ZM165 160V159H164ZM1 161V162H2ZM52 161V160H51ZM162 161V160H161ZM256 161V160H255ZM58 162V161H57ZM56 162V163H57ZM62 162H65V161H62ZM67 162V161H66ZM65 162V163H66ZM89 162V161H88ZM177 162V161H176ZM258 162V161H257ZM73 163V162H72ZM173 163V162H172ZM157 164V163H156ZM158 164H159V162H158ZM7 165H8V167H7ZM69 165V164H68ZM184 165V164H183ZM182 165V166H183ZM200 165V164H199ZM203 165V164H202ZM227 165V164H226ZM228 166V165H227ZM251 166V165H250ZM262 166H263V164H262ZM5 167V168H4ZM69 168L71 167L72 168V166H68ZM67 167V168H68ZM149 167H151V166H149ZM154 167V166H153ZM179 167H181V166H179ZM231 167H233L234 168V165L233 166H231ZM66 168V169H67ZM68 168V169H69ZM70 168V169H71ZM92 168V167H91ZM170 168V167H169ZM263 168V167H262ZM7 169H9V170H7ZM67 169V170H68ZM70 169H69V171H70ZM142 169V168H141ZM150 169H152V168H150ZM156 169V168H155ZM155 169H153V171H154V173H155ZM178 169V168H177ZM180 169V168H179ZM232 169V168H231ZM45 170V169H44ZM65 170V169H64ZM147 170H149L148 168H147ZM235 170V169H234ZM237 170V169H236ZM2 171H0V173L2 172ZM48 173H49V170H46ZM74 171V170H73ZM167 171V170H166ZM254 171V170H253ZM253 171H251V172H253ZM63 172V171H62ZM104 172V171H103ZM139 172V171H138ZM141 172V171H140ZM144 172V171H143ZM148 172V171H147ZM160 172V171H159ZM175 172V171H174ZM251 172H249V173H251ZM136 173V172H135ZM145 173V172H144ZM150 173H152V171H150ZM157 173H158V171H157ZM164 173H165V171H164ZM255 173V172H254ZM253 173V174H254ZM3 174H4V172H2V174L0 175L1 177L3 176ZM9 174H7V175H9ZM56 174V173H55ZM101 174V173H100ZM137 174V173H136ZM153 174V173H152ZM6 175V176H7ZM26 175V176H25ZM39 175H40V173H39ZM139 175V174H138ZM147 175V174H146ZM148 175H151V174H148ZM255 175V174H254ZM253 175V176H254ZM59 176V175H58ZM84 176V175H83ZM91 176H92V173H91ZM131 176V175H130ZM134 176V175H133ZM137 176V175H136ZM238 176H240V175H238ZM247 176H249V175H247ZM4 177V176H3ZM47 177V176H46ZM48 177H49V175H48ZM53 177V176H52ZM132 177V176H131ZM135 177V176H134ZM146 177V176H145ZM155 177V176H154ZM153 177V178H154ZM251 177V176H250ZM255 177H257V175H255ZM128 178V177H127ZM133 178V177H132ZM139 178V177H138ZM243 178V177H242ZM252 178V177H251ZM3 178H1V180H2ZM30 179V178H29ZM84 179V178H83ZM92 179V178H91ZM152 179V178H151ZM150 179V180H151ZM239 179V178H238ZM108 180V179H107ZM121 180V179H120ZM122 180L124 181V179L122 178ZM121 180V181H122ZM131 180V179H130ZM147 180V179H146ZM173 180V179H172ZM247 180V179H246ZM3 181V180H2ZM4 181H5V179H4ZM24 181V180H23ZM22 181V182H23ZM105 181V180H104ZM119 181V180H118ZM127 181H129L128 179H127ZM132 181V180H131ZM142 181V180H141ZM141 181L140 182H138L139 184L141 183ZM165 181V180H164ZM166 181H168L169 182V180L167 179ZM171 181V180H170ZM240 181V180H239ZM242 181V180H241ZM42 182V181H41ZM40 182V183H41ZM61 182V181H60ZM96 182V181H95ZM125 182V181H124ZM130 182V181H129ZM172 182V181H171ZM248 182H249V180H248ZM247 182V183H248ZM250 182H252V181H250ZM249 182V183H250ZM98 183V182H97ZM106 183V182H105ZM104 183V184H105ZM127 183V182H126ZM137 183V184H138ZM149 183V182H148ZM158 183V182H157ZM165 183V182H164ZM3 184V183H2ZM18 184H19V186H18ZM30 184V183H29ZM99 184V183H98ZM101 184V183H100ZM111 184V183H110ZM114 184V183H113ZM112 184V185H113ZM118 185H120L119 183H117ZM124 184V183H123ZM163 184V183H162ZM172 184V183H171ZM84 185V184H83ZM102 185V184H101ZM112 185L110 186V187H112ZM129 185V184H128ZM131 185V184H130ZM161 185V184H160ZM166 185V184H165ZM4 187L3 185H0V187ZM46 186V185H45ZM114 186V185H113ZM126 186L127 185H125V188H126ZM133 186H135V184L133 185ZM138 186V185H137ZM153 186V185H152ZM155 186V185H154ZM153 186V187H154ZM40 187V186H39ZM42 187H43V185H42ZM92 187H93V185H92ZM114 187H116V186H114ZM118 187V186H117ZM120 187H124V185L123 186H120ZM142 187V186H141ZM140 187V188H141ZM174 187V186H173ZM196 187V186H195ZM194 187V188H195ZM4 188V189H5ZM48 188V187H47ZM57 188H59V187H57ZM71 188V187H70ZM90 189H91V187H89ZM97 188V187H96ZM104 188H105V186H104ZM107 188H108V185H107ZM128 188V187H127ZM165 188V187H164ZM193 188V189H194ZM198 188V187H197ZM197 188L196 189H194L195 191H197ZM200 188V187H199ZM198 188V189H199ZM1 189V188H0ZM86 189H88V188H86ZM114 189V188H113ZM112 189V190H113ZM122 189V188H121ZM129 189V188H128ZM138 188H136V190L135 191H138L137 190ZM166 189V188H165ZM186 189V188H185ZM2 190H3V188H2ZM7 190V189H6ZM89 190V189H88ZM95 190V189H94ZM107 190V189H106ZM108 190H110V189H108ZM107 190V191H108ZM123 190V189H122ZM132 190H133V188H132ZM132 190H130V191H132ZM151 190V189H150ZM155 190H157V189H155ZM162 190V189H161ZM167 190V189H166ZM104 191V190H103ZM124 191V190H123ZM135 191H133V193H135ZM147 191V190H146ZM159 191V190H158ZM198 191H200V190H198ZM197 191V192H198ZM201 191H202V189H201ZM200 191V192H201ZM205 191V190H204ZM82 192H84L85 193V191H81V193ZM97 192V191H96ZM109 192V191H108ZM121 192V191H120ZM141 192H143V191H141ZM170 192V191H169ZM173 192H175V191H173ZM172 192V193H173ZM196 192V193H197ZM5 193V192H4ZM107 193V192H106ZM130 193H132V192H130ZM132 193V194H133ZM147 193V192H146ZM145 193V194H146ZM152 193V192H151ZM184 193V192H183ZM1 194V193H0ZM128 194H129V191H128ZM136 194V193H135ZM148 194V193H147ZM153 194V193H152ZM165 194V193H164ZM198 194V193H197ZM196 194V195H197ZM86 195V194H85ZM87 195H88V193H87ZM144 195V194H143ZM149 195L150 194H148V197H149ZM154 195H155V193H154ZM161 195V194H160ZM172 195V194H171ZM184 195V194H183ZM186 195V194H185ZM202 195H204V194H202ZM38 197H40L39 195H37ZM45 196V195H44ZM43 196V197H44ZM83 196V195H82ZM109 196H111V195H109ZM114 196V195H113ZM118 197L119 196H121V195H117ZM131 196V195H130ZM138 197H139V195H137ZM136 196V197H137ZM142 196V195H141ZM146 196V198H147V195H145ZM152 196V195H151ZM156 196V195H155ZM165 196V195H164ZM169 196V195H168ZM180 196V195H179ZM187 196V195H186ZM80 197V196H79ZM124 197V196H123ZM166 197H167V195H166ZM170 197V196H169ZM174 197V196H173ZM185 197V196H184ZM6 198V197H5ZM101 198V197H100ZM109 198V197H108ZM112 198V197H111ZM125 198V197H124ZM123 198V199H124ZM151 199H153L152 197H150ZM158 198V197H157ZM171 198V197H170ZM177 199H178V197H176ZM192 198V197H191ZM194 198H195V196H194ZM202 198V197H201ZM47 199V198H46ZM58 199V198H57ZM57 199H56V201H57ZM113 199V198H112ZM111 199V200H112ZM120 199V198H119ZM130 199V198H129ZM154 199H155V197H154ZM193 199V198H192ZM40 200V199H39ZM42 200V199H41ZM40 200V201H41ZM44 200V199H43ZM120 200H122V199H120ZM160 200V199H159ZM5 201V200H4ZM45 201V200H44ZM48 201H50V200H48ZM77 201V200H76ZM140 201H144V199L143 200H140ZM149 200L147 199V201L145 200V202H148ZM177 201V200H176ZM178 201H180V200H178ZM177 201V202H178ZM185 201V200H184ZM190 201V200H189ZM35 202V201H34ZM86 202V201H85ZM88 202V201H87ZM90 202V201H89ZM88 202V203H89ZM93 202V201H92ZM100 202V201H99ZM102 202V201H101ZM104 202L105 203H107L108 201H106V199L104 200ZM104 202L102 203V206L104 205V206H106L105 204H104ZM122 202H123V200H122ZM133 202V201H132ZM136 202H138V200H136L134 203H136ZM150 202V201H149ZM186 202V201H185ZM41 203V202H40ZM54 203H56L55 202V200H54ZM57 203H58V201H57ZM88 203H85V205L87 204L88 205ZM96 203V202H95ZM151 203V202H150ZM191 203V202H190ZM36 204V203H35ZM53 204V203H52ZM51 203H50V205H52ZM62 204V203H61ZM65 204V203H64ZM122 204V203H121ZM123 204H125V203H123ZM130 204H132V203H130ZM129 204V205H130ZM145 204V203H144ZM144 204H143V206H144ZM181 204V203H180ZM184 204V203H183ZM11 205V204H10ZM41 205V204H40ZM44 205H45V202H44ZM48 205H49V202H48ZM49 205V206H50ZM57 205V204H56ZM86 205V206H87ZM91 205V204H90ZM138 205V204H137ZM136 205V206H137ZM155 204H153L152 206H151V204L150 205H148V206H151L152 208H153V206H154ZM160 205V204H159ZM166 205V204H165ZM9 206V205H8ZM7 206V207H8ZM15 206V205H14ZM14 206H12V209H14L13 207ZM18 206V205H17ZM17 206L15 207V208H17ZM34 206V205H33ZM32 206V207H33ZM37 206H39V205H37ZM65 206L67 207V205L65 204ZM70 206V205H69ZM72 206V205H71ZM70 206V207H71ZM98 207H99V205H97ZM101 206V205H100ZM103 206V207H104ZM116 206V209H117V205H114V207ZM126 206V205H125ZM142 206V207H143ZM157 206V205H156ZM161 206H162V204H161ZM175 206H177L178 207V205L176 204ZM182 206V205H181ZM191 206V205H190ZM192 206H193V204H192ZM191 206V207H192ZM195 206V205H194ZM3 207V206H2ZM5 207V210H6V205L4 206ZM10 207V206H9ZM22 207H24V205L22 206ZM22 207H21V209H22ZM28 207V206H27ZM35 207V206H34ZM46 207V206H45ZM53 207V206H52ZM60 207V209H61V211H62V208L64 207H62V205L61 206H59ZM73 207H74V205H73ZM98 207H96V208H98ZM106 207H108V206H106ZM106 207H104V208H106ZM127 207V206H126ZM163 207V206H162ZM165 207V206H164ZM176 207V208H177ZM180 207V206H179ZM46 208H48V206L46 207ZM77 208V207H76ZM85 208V207H84ZM89 208V207H88ZM102 208V207H101ZM104 208H102V212H104V214H105V212L107 211V210H109V212H111L112 214H114L113 212H116L115 210L114 211H111L110 210V208L108 207L107 208V210H105ZM120 208V207H119ZM128 208H129V206H128ZM128 208H126V209H123V211H125V210H127ZM181 208V207H180ZM183 208H185V207H183ZM182 208V209H183ZM190 208V207H189ZM203 208V207H202ZM3 209V208H2ZM31 209V208H30ZM43 209V208H42ZM56 209V208H55ZM60 209H59V211H60ZM103 209L105 210V211H103ZM112 209V208H111ZM131 209V208H130ZM138 209V208H137ZM144 209H146V207L144 208ZM149 209H150V207H149ZM160 209V208H159ZM168 209V208H167ZM178 209V208H177ZM187 209V208H186ZM194 209V208H193ZM11 209L10 208H8V211H10ZM19 210V209H18ZM28 210H29V207H28ZM38 210H40V209H38ZM68 210V209H67ZM85 210H88V209H85ZM132 210H134V208H132ZM141 210H143V208L141 209ZM146 210H148V209H146ZM146 210H143V212L144 211H146ZM152 210V209H151ZM3 211V210H2ZM7 211V212H8ZM24 211V210H23ZM27 211V210H26ZM30 211V210H29ZM45 211H46V209H45ZM51 211H53V209L51 210ZM89 211V210H88ZM98 211V210H97ZM101 211V210H100ZM100 211H99V213H100ZM120 211V210H119ZM123 211H121V212H123ZM137 211V210H136ZM149 211V210H148ZM148 211H146L147 213H148ZM155 211V210H154ZM167 211V210H166ZM184 211V210H183ZM183 211H182V213H183ZM188 211H189V209H188ZM192 211V210H191ZM195 211H199V212H201L200 210H195ZM25 212V211H24ZM34 212H36V211H34ZM80 212V211H79ZM118 212V211H117ZM116 212V213H117ZM128 212V211H127ZM134 212V211H133ZM141 212V211H140ZM143 212H142V214L141 215H143ZM172 213V211H169V213ZM181 212V211H180ZM194 212V210L192 211V212H188L187 214H189V213H193ZM199 212H195V213H199ZM264 212V211H263ZM1 213V212H0ZM6 213V212H5ZM38 213H39V211H38ZM47 213V212H46ZM51 215H52V212H49ZM54 213V212H53ZM57 213V212H56ZM63 213H64V210H63ZM62 213V214H63ZM74 213V212H73ZM77 213V212H76ZM83 213V212H82ZM90 213H92V212H90ZM94 214L96 213V211H94L93 212ZM92 213V214H93ZM98 213V212H97ZM96 213V214H97ZM98 213V214H99ZM110 213V214H111ZM115 213V214H116ZM120 213V212H119ZM118 213V214H119ZM135 213V212H134ZM152 212H150V214H151ZM157 213H159V212H157ZM161 213V212H160ZM176 213V212H175ZM179 213V212H178ZM184 213L186 214V212L184 211ZM15 214H18V213H14V215ZM20 214V213H19ZM32 214H34L33 212H32ZM36 214H37V212H36ZM35 214V215H36ZM45 214V213H44ZM61 214V215H62ZM87 214V213H86ZM103 213H101L99 216H101V215H104ZM110 214H108V216L107 217H110ZM121 214H123V213H121ZM128 214H129V212H128ZM132 214V213H131ZM138 214V213H137ZM139 214V215H140ZM168 214V213H167ZM187 214H186V216H187ZM191 214H189V218H190V215ZM1 216H0V235L4 232V231H6L4 234H2L1 236H0V238L2 237V236H4L5 234H7V229L9 228V224H7V221H8V219H3L5 216L3 215V217H2V213L0 214ZM9 215V214H8ZM14 215H13V217H14ZM27 215V214H26ZM40 215V214H39ZM42 215V214H41ZM46 215V214H45ZM53 215H55L56 217H57V214H53ZM71 215V213L68 215V216H70ZM134 215H136V214H134ZM147 215V214H146ZM161 215H163V214H161ZM171 215H173V214H171ZM184 215V214H183ZM193 215H196V214H193ZM198 215H200V213L198 214ZM197 215V216H198ZM18 216V215H17ZM36 216H38V215H36ZM89 216V215H88ZM87 216V217H88ZM92 216V215H91ZM96 216V215H95ZM98 216V217H99ZM106 216H104L105 218H106ZM113 216V215H112ZM167 216V215H166ZM177 216V215H176ZM179 216H181V215H179ZM185 216V217H186ZM12 217V218H13ZM31 217V216H30ZM47 217V216H46ZM60 217V216H59ZM76 217V216H75ZM80 217V216H79ZM82 217H83V214H82ZM86 217V218H87ZM93 217V216H92ZM97 217V216H96ZM96 217H95V219H96ZM101 217H103V216H101ZM103 217V218H104ZM115 217V216H114ZM114 217H112V219H114ZM118 217H119V215H118ZM124 217V216H123ZM128 217H130V216H128ZM134 217V216H133ZM136 218L138 217V216H135ZM144 217V216H143ZM146 217V216H145ZM150 217V216H149ZM149 217H146V218H149ZM155 217V218H154ZM153 217V219H156V217H157V219H159L158 217H160V215L159 214H156V216H154ZM162 217V216H161ZM193 217V216H192ZM199 217V216H198ZM6 218V217H5ZM19 218V217H18ZM21 218V217H20ZM29 218V217H28ZM27 218V220H30V218L28 219ZM49 218H51V217H49ZM70 217H68L67 219H69ZM84 218V217H83ZM83 218H81V219H83ZM117 218V217H116ZM122 218V217H121ZM120 218V219H121ZM132 218V217H131ZM138 218H141V216H139ZM145 218V219H146ZM152 217H150V219H151ZM164 218V217H163ZM168 218V217H167ZM171 217H169V219H170ZM181 219L183 218L182 216L180 217ZM188 218V221L190 220ZM196 217H193V219H195ZM200 218H202V216L200 215ZM17 219V218H16ZM32 219V218H31ZM65 219V218H64ZM80 219V220H81ZM87 219H89L90 220V222L87 220ZM86 220L84 219V221L83 220H81L82 222H81V224L84 222L85 223V221H87L86 222V224H90L93 220L92 219H90V218H87ZM98 219H100V217L98 218ZM102 219V218H101ZM119 219V220H120ZM123 219V218H122ZM125 219H128V218H125ZM162 219V218H161ZM174 219V218H173ZM176 219V218H175ZM178 219V218H177ZM180 219V220H181ZM192 219V220H193ZM203 219V218H202ZM201 219V222L203 221ZM10 220H11V218H10ZM15 220V219H14ZM35 220V219H34ZM43 220V219H42ZM92 220V221H91ZM103 220V219H102ZM116 220V219H115ZM124 220V219H123ZM172 220V219H171ZM179 220V219H178ZM179 220V221H180ZM184 220H186V219H184ZM189 221L188 223H195L194 221L195 220H199V219H195V220H193V221ZM15 221H18V220H15ZM21 221L22 220H20V223H21ZM45 221H47V220H45ZM70 219H69V222L68 223H70ZM108 221V220H107ZM109 221H111L110 219H109ZM108 221V222H109ZM117 221V220H116ZM122 221V220H121ZM136 221H137V219H136ZM174 221V220H173ZM187 221V220H186ZM8 222H10V221H8ZM11 222H14L13 221V219L11 220ZM33 222V221H32ZM40 222V221H39ZM49 222V221H48ZM47 222V223H48ZM58 222H59V220H58ZM65 222V221H64ZM75 222H76V220H75ZM119 222V221H118ZM125 222V221H124ZM168 222V221H167ZM181 222V221H180ZM23 223V222H22ZM25 223V222H24ZM31 222H29V225L28 226H30V227H32L31 226V224H30ZM34 223V222H33ZM41 223V222H40ZM45 223V222H44ZM47 223H45V224H47ZM98 223V222H97ZM104 223V222H103ZM111 224H112V222H110ZM156 223V222H155ZM161 223V222H160ZM203 223H204V221H203ZM17 224V223H16ZM35 224V223H34ZM34 224H32V225H34ZM41 224H43V223H41ZM40 224V226H42ZM45 224H43V226H45ZM65 224H67V223H65ZM64 224V225H65ZM76 224H78L77 222H76ZM86 224L84 225V226H86ZM95 223H93V227L94 228H96L97 229V227H95V225H94ZM100 224H102V223H100ZM105 224V223H104ZM110 224V225H111ZM114 224H116V223H114ZM129 224H131V223H129ZM152 224V223H151ZM154 224V223H153ZM162 224V223H161ZM176 224V223H175ZM182 224V223H181ZM199 224H201V223H199ZM263 224V223H262ZM262 224H260V226L262 225ZM12 225H13V223H12ZM27 225V224H26ZM35 225H37V224H35ZM72 225H73V223H72ZM71 225V226H72ZM83 225V224H82ZM98 225V224H97ZM106 225V224H105ZM118 225H119V223H118ZM117 225V226H118ZM137 225V224H136ZM150 225V223L148 222V226ZM186 225H187V223H186ZM192 225H194V224H192ZM195 225H196V223H195ZM202 225H204V224H202ZM205 225H206V227H208V223L206 224V222H205ZM210 225V224H209ZM259 225V224H258ZM18 226H20V225H18ZM23 226H24V224H23ZM63 226V225H62ZM99 226V225H98ZM102 226V225H101ZM112 226H113V224H112ZM121 226H125V228H127L128 227V222H127V226L126 225H121ZM154 226V225H153ZM161 226V225H160ZM168 226V225H167ZM189 226V225H188ZM188 226H185V227H188ZM36 227V226H35ZM53 227H55V225L53 226ZM52 227V228H53ZM60 227V226H59ZM66 227H67V225L65 226V228H64V226H63V231L66 229ZM73 227V226H72ZM93 227H92V229H93ZM105 227H107V226H105ZM131 227V226H130ZM142 227V226H141ZM156 227V226H155ZM182 227V226H181ZM192 227H195V226H192ZM263 227H264V224H263ZM12 228V227H11ZM15 228V227H14ZM43 228V227H42ZM46 228V227H45ZM48 228H49V226H48ZM55 228H57V227H55ZM55 228H54V230H55ZM77 228H78V225H77ZM99 229H102V228H100V227H98ZM116 228H118V227H116ZM124 228V229H125ZM134 228V227H133ZM136 228H138V226L136 227ZM140 228V227H139ZM146 228V227H145ZM148 228H150V230H151V227H148ZM161 228V227H160ZM163 228V227H162ZM259 228V227H258ZM21 229V228H20ZM26 229V228H25ZM24 229V230H25ZM73 229H75V228H73ZM80 229V228H79ZM89 229H91V228H89ZM107 229H110V228H108L107 227ZM114 229V228H113ZM142 229V228H141ZM157 229H159V228H157ZM177 229V228H176ZM9 230H11V229H9ZM14 230V229H13ZM12 230V231H13ZM33 230V229H32ZM46 230H47V228H46ZM68 230H70V229H68ZM76 230V229H75ZM74 230V231H75ZM87 230H88V228H87ZM135 230V229H134ZM147 230V229H146ZM155 230V229H154ZM187 230H190V232L188 231V233H191V228H189V229H187ZM255 230V229H254ZM16 231V230H15ZM21 231H23V230H21ZM31 231V230H30ZM51 231V230H50ZM57 231H59V229H57ZM56 231V232H57ZM60 231H61V229H60ZM62 231V232H63ZM99 231H101V230H99ZM107 231V230H106ZM109 231V233H110V230H108ZM116 231V230H115ZM126 231H127V229H126ZM143 231V230H142ZM142 231H140V232H142ZM148 231V230H147ZM163 231V230H162ZM183 231V230H182ZM249 231V230H248ZM264 231V230H263ZM25 232V231H24ZM47 232V231H46ZM52 232V231H51ZM78 232L79 233H81L79 230H78ZM95 232H96V230H95ZM98 232V231H97ZM104 232V231H103ZM113 232V231H112ZM125 232V231H124ZM132 232H133V230H132ZM167 232V231H166ZM168 232L170 233V231L168 230ZM184 232V231H183ZM252 232V231H251ZM262 231H260V233H261ZM13 233H15V232H13ZM16 233H17V231H16ZM15 233V234H16ZM18 233H20L21 234V232H18ZM28 233V232H27ZM33 233V232H32ZM31 233V234H32ZM40 233V232H39ZM49 233V232H48ZM55 233V232H54ZM53 233V234H54ZM66 233H67V231H66ZM70 233V232H69ZM76 233V232H75ZM78 233V234H79ZM86 233V232H85ZM89 233H92V231H89ZM107 233V232H106ZM106 233H104L105 235H107V237L109 236V234H106ZM131 233V232H130ZM129 233V234H130ZM145 233V232H144ZM149 233V232H148ZM151 233V232H150ZM152 233H153V230H152ZM159 233V232H158ZM163 233V232H162ZM161 233V234H162ZM178 233V232H177ZM250 233V232H249ZM253 233H254V231H253ZM12 234V233H11ZM10 234V232H9V234H7V235H10L11 236V238H12V236L14 235V234H12L11 235ZM24 234V233H23ZM22 234V235H23ZM58 234H59V232H58ZM60 234H61V232H60ZM59 234V235H60ZM71 234V233H70ZM69 234V235H70ZM73 234V233H72ZM71 234V235H72ZM77 234V233H76ZM84 234V233H83ZM93 234H95V233H93ZM111 234V233H110ZM160 234V235H161ZM193 234V233H192ZM235 234V233H234ZM234 234H233V236H234ZM257 234V233H256ZM256 234H255V236H254V238H253V242L251 241L252 240V238L249 240L250 242H252L251 243V246H254V247H248V248H250V250H247V249H245V251L246 252H253V253H248V255L249 254H251V256H250V258L251 257H253L254 256V258H252V260H254L255 261V259L256 258H258V259H260L261 258V260L263 261L264 260V238H261L260 240H258L259 238H257V240L258 241H256ZM44 236H45V234H43ZM50 235V237L52 238V236H51V234H49ZM69 235H67V236H69ZM92 235V234H91ZM127 235V234H126ZM133 235V234H132ZM135 235V234H134ZM145 235H146V233H145ZM160 235H159V237H160ZM188 236H190L189 234H187ZM194 235V234H193ZM236 235H237V233H236ZM250 235H253L252 233L250 234ZM258 235H259V233H258ZM261 235V234H260ZM259 235V236H260ZM15 236H17V235H14V237ZM25 236V235H24ZM23 236V237H24ZM37 236V235H36ZM38 236H39V234H38ZM37 236V237H38ZM47 236V235H46ZM76 236V235H75ZM79 236V235H78ZM85 236V235H84ZM94 235H92V237H93ZM96 236V235H95ZM94 236V237H95ZM103 236V235H102ZM101 236V238H103ZM118 236V235H117ZM124 236V235H123ZM128 236V235H127ZM163 236V235H162ZM165 236V235H164ZM167 236H169L168 235V233H167ZM177 236V235H176ZM179 236V235H178ZM177 236V237H178ZM230 236H232V235H230ZM229 236V237H230ZM241 236V235H240ZM240 236H238V237H240ZM264 236V232H263V235H261V237H263ZM20 237V236H19ZM28 237H30L29 236V234H28ZM34 236H32V238H33ZM55 237V236H54ZM58 237V236H57ZM60 237V236H59ZM58 237V238H59ZM80 237H82L81 235L79 236V238ZM93 237V239L91 238V241L92 240H95V238H97V237H95L94 238ZM105 237V236H104ZM121 237H122V235H121ZM134 237V236H133ZM174 237V236H173ZM185 237V236H184ZM191 237H193V236H191ZM234 237H236V236H234ZM234 237L232 238L233 239V241L234 240H237V239H234ZM237 237V238H238ZM251 237H253V236H251ZM26 238V237H25ZM48 238V237H47ZM47 238H46V240H47ZM63 238V237H62ZM78 238V237H77ZM86 238H87V236H86ZM109 238H110V236H109ZM130 238H131V235H130ZM160 238H162V237H160ZM169 238V237H168ZM186 238V237H185ZM190 238V237H189ZM4 239H5V236H4ZM16 239V238H15ZM37 239V238H36ZM50 239V238H49ZM54 239V238H53ZM61 239V238H60ZM82 239L83 240H85V238L84 237H82ZM105 240H107L108 238H104ZM115 239V238H114ZM132 239V238H131ZM164 239V238H163ZM182 239V238H181ZM188 239V238H187ZM191 239V238H190ZM244 239H245V237H244ZM247 240H248V238H246ZM6 240V239H5ZM12 240V239H11ZM40 240V239H39ZM45 240V241H46ZM58 240V239H57ZM87 240V239H86ZM97 240H98V238H97ZM104 240V242H106ZM108 240H112V238L111 239H108ZM118 240H120V239H118ZM118 240H116L117 241V243H118ZM133 240V239H132ZM147 240V239H146ZM173 240V239H172ZM174 240H175V238H174ZM176 240H179V239H176ZM176 240L174 241L175 243H176ZM192 240V239H191ZM239 240H242V239H238V241ZM2 241H3V239H2ZM2 241H1V243H2ZM44 241V243L42 244V245H45V243L48 241H46L45 242ZM52 241V240H51ZM79 241V240H78ZM88 241V240H87ZM102 241H103V239H102ZM113 241H115V240H113ZM128 241H130L129 239H128ZM183 241V240H182ZM189 241V240H188ZM229 241H231V240H229ZM237 241V242H238ZM256 241V243H254ZM24 242V241H23ZM35 242H37L36 240H35ZM41 242H42V240L40 241V244H41ZM57 242V241H56ZM64 242H65V240H64ZM94 242V241H93ZM93 242H90L91 243V245L93 244ZM120 242H121V240H120ZM147 242V241H146ZM174 242H171L172 243V245H173V243ZM178 242H180V240L178 241ZM185 242V241H184ZM34 243V242H33ZM39 243V242H38ZM48 243V242H47ZM52 243V242H51ZM62 243H63V241H62ZM78 243V242H77ZM84 243V242H83ZM86 243V242H85ZM122 243V242H121ZM124 243V242H123ZM122 243V244H123ZM170 243V242H169ZM228 243H232V241L231 242H228L227 241V244ZM246 243V242H245ZM243 244V245H246V244ZM2 244H4V243H2ZM5 244H6V242H5ZM13 244V243H12ZM22 244V243H21ZM24 244V243H23ZM30 244V243H29ZM53 244V243H52ZM60 244V243H59ZM67 244V242H65V245ZM68 244H71L70 242L68 243ZM80 244H82V243H80ZM95 244H96V241H95ZM94 244V245H95ZM105 244V243H104ZM109 244V243H108ZM110 244H111V241H110ZM109 244V245H110ZM118 244H120V243H118ZM179 244V243H178ZM184 244H187L186 242L184 243ZM237 244H239V243H237ZM7 245V244H6ZM17 245H19L18 244V242H17ZM34 245H36V248H35V246ZM51 245V244H50ZM62 245V244H61ZM72 245V244H71ZM73 245L75 246L76 244H74V242H73ZM87 245V244H86ZM88 245H90L89 243H88ZM90 245V246H91ZM165 245H167V244H165ZM242 245V244H241ZM9 246V245H8ZM16 246V245H15ZM21 246V245H20ZM20 246L18 247L19 248V251H20ZM25 246V245H24ZM30 246V245H29ZM28 246V247H29ZM31 246H33L34 248L32 249V254H30V255H25V256H23V255H21L22 257H25V259L23 260L22 258H20V259H22V262L20 261V262H18L19 261V257H17V262L16 261H12V263L11 264H74L73 262H75V264H78L77 262L81 259H83V261L85 260L86 261V259L88 260H90V261H88V263L89 264H92V263H90V262H94V264H95V259H93V261H91V259H90V256H89V258L88 257H85V253L87 252V250L89 249V248H85V250H84V252H83V250H82V252H83V254L80 252L81 251V249L83 248V246H82V248H80V251L77 253V252H75L76 254H77V258L75 257H73V255H72V257L74 258V259H76V260H72V259H68L67 257L68 256H70L69 254H68V256L66 257L67 259H68V261L70 260L71 262H67V261H65V263H64V261H62L63 260V258L62 259H58V260H56V259H53L52 257H53V253L55 254V251L54 252H52V254H51V252H50V254H49V250H47L46 251V249L43 251V248L42 247H40L39 245L37 246V243L36 244H33V245H31ZM52 246V245H51ZM55 245H53V247H54ZM79 246V245H78ZM98 246V245H97ZM112 246V245H111ZM109 247V249H111L112 247H114V246H112V247ZM171 246V245H170ZM176 246V245H175ZM179 246V245H178ZM181 246V245H180ZM65 247V246H64ZM63 247V248H64ZM67 247V246H66ZM103 247V246H102ZM105 247H106V245H105ZM173 247V246H172ZM177 247V246H176ZM183 247H186V246H184L183 245ZM231 247H233V248H235V249H237V247H235V246H231ZM239 247V246H238ZM260 247H262V248H260ZM6 248H8V247H6ZM14 248V244H13V247H12V249ZM31 248V247H30ZM41 248V249H40ZM71 248V247H70ZM161 248V247H160ZM173 248H175V247H173ZM172 248V249H173ZM179 248V247H178ZM181 248V247H180ZM180 248H179V251H180ZM256 248V250H254ZM258 248V249H257ZM261 250H260V249ZM12 249H10L9 248V250H11V252H12ZM24 249V248H23ZM36 249H37V252H36ZM59 249V248H58ZM57 249V251H59ZM65 249H67V248H65ZM75 249V248H74ZM92 249H93V247H92ZM100 249V248H99ZM107 249V248H106ZM114 249V248H113ZM169 249V248H168ZM240 249V248H239ZM238 249V250H239ZM26 250V249H25ZM33 250H34V252H33ZM39 250V251H38ZM41 250V251H40ZM51 250V249H50ZM61 250H62V248H61ZM60 250V251H61ZM69 250V249H68ZM71 250H73V248H71ZM97 250V249H96ZM102 250V249H101ZM123 250V249H122ZM165 250V249H164ZM230 250V249H229ZM1 251H4V250H1ZM42 251H43V253H42ZM52 251H53V249H52ZM59 251V252H60ZM150 251V250H149ZM152 251V250H151ZM159 251V250H158ZM170 251V250H169ZM168 250H167V252H169ZM232 251H235V250H232ZM240 251H243V250H241L240 249ZM256 253H255V252ZM4 252H7V249H6V251H4ZM14 252H16V251H14ZM13 252V253H14ZM48 252V253H47ZM63 252V251H62ZM62 252H60V253H58V252H56L57 254H59V256L58 257H60V256H62V255H60ZM89 252H90V250H89ZM88 252V253H89ZM100 252L101 251H99V254H100ZM103 252V251H102ZM106 252V251H105ZM108 252V251H107ZM126 252H128V251H126ZM129 252H130V250H129ZM161 252V251H160ZM165 252V251H164ZM167 252H165V255H166V253ZM170 252H172V251H170ZM231 252V251H230ZM244 252V251H243ZM8 253V252H7ZM6 253V254H7ZM9 253H10V251H9ZM23 253H25L24 251H23ZM45 253H47V254H45ZM79 253H81V255H83L86 259H84L81 255H79ZM123 253V252H122ZM133 253V252H132ZM173 253H174V251H173ZM180 252H178V254H179ZM229 253V252H228ZM233 253V252H232ZM235 253V252H234ZM258 253H261V255L260 254H258ZM2 254V253H1ZM0 254V256L2 257V255ZM18 254V253H17ZM21 254V253H20ZM19 254V255H20ZM41 254H43V255H45V256H47V255H49L48 257H44V256H41ZM67 254V253H66ZM71 254V253H70ZM76 254L74 255V256H76ZM91 254V253H90ZM93 254V253H92ZM124 254V253H123ZM169 254V253H168ZM177 254V253H176ZM181 254V253H180ZM237 254V253H236ZM9 255V254H8ZM13 256V254H10L9 256L10 257H12ZM15 255V254H14ZM52 255V256H51ZM87 255V254H86ZM95 255V254H94ZM154 255V254H153ZM162 255H164L163 253H162ZM174 254H172V256H173ZM242 255H243V253H242ZM247 254L244 252V255H243V257L244 256H246ZM253 255V256H252ZM258 255H260V256H258ZM57 256V255H56ZM55 256V257H56ZM78 256H79V258H78ZM88 256V255H87ZM98 256V255H97ZM101 256V255H100ZM158 256V255H157ZM160 256H161V254H160ZM160 256H159V258H160ZM181 256H182V254H181ZM16 257V256H15ZM15 257L13 258V259H15ZM42 257V258H41ZM82 257V258H81ZM92 257V256H91ZM102 257V256H101ZM104 257V256H103ZM140 257H142L141 255H140ZM162 257V256H161ZM167 257H170V254L167 256ZM174 257H175V255H174ZM173 257V258H174ZM212 257V256H211ZM241 257V256H240ZM247 258H249L248 256H246ZM11 258V259H12ZM70 258V257H69ZM94 258V257H93ZM96 258V257H95ZM133 258H135V257H132V259ZM143 258H144V255H143ZM154 258V257H153ZM153 258H151L152 260H153ZM158 258V259H159ZM164 258V257H163ZM171 258V257H170ZM239 258V257H238ZM0 259H2V258H0ZM4 259V258H3ZM10 259V258H9ZM103 259V258H102ZM114 259V258H113ZM145 259V258H144ZM143 259V260H144ZM169 259V258H168ZM181 259V258H180ZM223 259H225V258H223ZM241 259V258H240ZM65 260V259H64ZM105 260H106V258H105ZM110 260V259H109ZM108 260V261H109ZM115 260V259H114ZM134 260V259H133ZM138 260H141V262L139 261L138 263H142L143 262V260L140 258H138ZM150 260V259H149ZM156 260V259H155ZM163 260V259H162ZM202 260V259H201ZM204 260V259H203ZM212 260V259H211ZM243 260V259H242ZM251 259H249V261H250ZM250 261V262H252L253 264H258V263H256V261L254 262V261ZM4 261H5V259H4ZM103 261H104V259H103ZM135 261H136V258H135ZM148 261V260H147ZM151 261V260H150ZM149 261V262H150ZM159 261V260H158ZM176 261V260H175ZM182 261V260H181ZM179 262V264L180 263H182V262ZM240 261V260H239ZM247 261V260H246ZM249 261L247 262V264L249 263ZM96 262H98V261H96ZM111 262V261H110ZM130 262L131 261H129V264H130ZM137 262V261H136ZM135 262V263H136ZM146 262V259H145V261L142 263V264H144ZM153 262H154V260H153ZM152 261L150 262V264L151 263H153ZM169 262V261H168ZM0 263H4V264H10L8 261H7V263H5V262H0ZM79 263H83L82 261H79ZM87 263V262H86ZM85 263V264H86ZM103 264H104V262H102ZM132 263H134V261L132 262ZM165 263V262H164ZM163 262H162V264H164ZM174 263V262H173ZM172 263V264H173ZM185 263H187V262H185ZM200 263V262H199ZM243 264H244V262H242ZM84 264V263H83ZM107 264V263H106ZM108 264H110V263H108ZM122 264H123V261H122ZM137 264V263H136ZM154 264V263H153ZM166 264H168V263H166ZM174 264H176V262L174 263ZM195 264V263H194ZM198 264V263H197ZM204 264H205V262H204ZM213 264V263H212ZM218 264V263H217ZM237 264H240V263H238L237 262Z\"/></svg>",
    "mask_w": 264,
    "mask_h": 264
},
{
    "label": "snow or ice",
    "instance_id": "snow-or-ice-1",
    "mask_svg": "<svg viewBox=\"0 0 264 264\" xmlns=\"http://www.w3.org/2000/svg\"><path fill=\"white\" fill-rule=\"evenodd\" d=\"M142 7H144V8L150 7L153 12H156L157 10H160L161 12H166L167 9L170 7V5H168L164 2H160V3L153 2L150 5L144 4V5H142ZM120 32H123V29H121Z\"/></svg>",
    "mask_w": 264,
    "mask_h": 264
}]
</instances>
